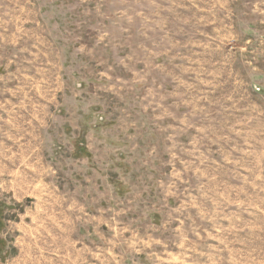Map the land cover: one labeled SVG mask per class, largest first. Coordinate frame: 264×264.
<instances>
[{"label":"rangeland","instance_id":"374dc122","mask_svg":"<svg viewBox=\"0 0 264 264\" xmlns=\"http://www.w3.org/2000/svg\"><path fill=\"white\" fill-rule=\"evenodd\" d=\"M0 264H264V0H0Z\"/></svg>","mask_w":264,"mask_h":264},{"label":"trees","instance_id":"16d2710c","mask_svg":"<svg viewBox=\"0 0 264 264\" xmlns=\"http://www.w3.org/2000/svg\"><path fill=\"white\" fill-rule=\"evenodd\" d=\"M0 219H1V216H0ZM0 223H1V220H0ZM0 228H2V225L1 224H0ZM4 245H5L4 241L1 240L0 241V253H1Z\"/></svg>","mask_w":264,"mask_h":264},{"label":"crops","instance_id":"0c3cea01","mask_svg":"<svg viewBox=\"0 0 264 264\" xmlns=\"http://www.w3.org/2000/svg\"><path fill=\"white\" fill-rule=\"evenodd\" d=\"M2 221V220H1ZM2 228H4V226L2 225Z\"/></svg>","mask_w":264,"mask_h":264}]
</instances>
